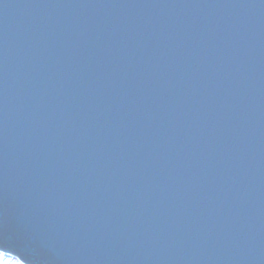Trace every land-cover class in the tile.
<instances>
[{
  "label": "water",
  "instance_id": "95a60500",
  "mask_svg": "<svg viewBox=\"0 0 264 264\" xmlns=\"http://www.w3.org/2000/svg\"><path fill=\"white\" fill-rule=\"evenodd\" d=\"M0 255L264 264V0H0Z\"/></svg>",
  "mask_w": 264,
  "mask_h": 264
},
{
  "label": "rangeland",
  "instance_id": "374dc122",
  "mask_svg": "<svg viewBox=\"0 0 264 264\" xmlns=\"http://www.w3.org/2000/svg\"><path fill=\"white\" fill-rule=\"evenodd\" d=\"M0 264H18L15 260H4L2 255H0Z\"/></svg>",
  "mask_w": 264,
  "mask_h": 264
},
{
  "label": "built area",
  "instance_id": "2783aa9c",
  "mask_svg": "<svg viewBox=\"0 0 264 264\" xmlns=\"http://www.w3.org/2000/svg\"><path fill=\"white\" fill-rule=\"evenodd\" d=\"M18 264H20L19 262H17Z\"/></svg>",
  "mask_w": 264,
  "mask_h": 264
}]
</instances>
